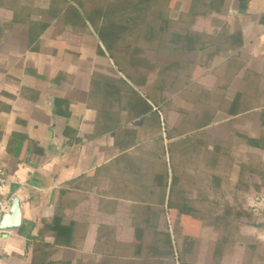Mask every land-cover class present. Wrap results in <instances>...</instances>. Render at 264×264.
Returning <instances> with one entry per match:
<instances>
[{"label":"crops","instance_id":"crops-1","mask_svg":"<svg viewBox=\"0 0 264 264\" xmlns=\"http://www.w3.org/2000/svg\"><path fill=\"white\" fill-rule=\"evenodd\" d=\"M199 4L170 0L165 7L174 27L181 25L180 13L195 8L199 14L194 20L187 15L185 25L201 34L190 38L194 47L180 62L174 44L166 67L156 54L157 38L142 36L133 61L121 54L118 64L94 26L54 15L65 0H0V168L8 197L22 205L21 227L3 235L0 264H31L34 240L44 234L54 242L42 227L56 215L63 225L84 224L73 232L86 234L80 248L56 245L55 259L124 264L134 211L156 207L167 173L168 185L172 172L197 170L191 158L210 138L230 133L224 124L234 118L229 110L248 85L246 74L254 91L245 104L264 102V0H244L243 7L224 0L205 15L208 5ZM31 21L48 24L33 46ZM243 117L232 127L259 138L261 108ZM178 141L182 149L170 152ZM172 153L181 155L174 167ZM148 219L162 230L168 216L152 210Z\"/></svg>","mask_w":264,"mask_h":264},{"label":"trees","instance_id":"trees-1","mask_svg":"<svg viewBox=\"0 0 264 264\" xmlns=\"http://www.w3.org/2000/svg\"><path fill=\"white\" fill-rule=\"evenodd\" d=\"M71 1L65 0L64 10L54 15L68 23L77 20L81 25L90 23L94 26L118 64L121 54L133 61L140 36L151 41L157 38L159 50L156 54H161L159 61L167 67L173 62L168 52H172L174 44L180 49L175 57L180 62L183 53L194 47V40L190 38L201 35L185 25L187 15L194 20L199 14L195 8L190 13L179 14L177 23H181L180 26L171 25L176 22L164 11L170 0ZM239 1L243 7L244 0ZM201 2L208 5L202 11L205 15L210 13L211 5L221 4L224 0H195L194 7ZM153 21L158 25L153 26ZM47 26L45 21L30 22V46L37 44ZM236 35H230L234 39L230 50L234 49ZM246 75L248 85L244 91L235 94L229 110L234 118L224 124L230 128V133L225 137L210 138L208 146L202 147L197 156L193 155L195 157L191 158L189 165L197 170L172 172L168 185L167 173L164 185L159 187L160 201L156 207L142 205L134 211L130 257L124 264H134V259L152 258L159 259L161 264H264V244L256 238L245 239L240 231V224L247 223L252 216L244 204L247 194L264 192V102L258 100L250 106L245 104L254 91L252 78ZM130 79L136 82L135 77ZM147 96L151 98L150 92ZM258 108L262 110L259 138L250 139L243 130L232 127L244 119L245 113ZM181 144L183 141L174 143L170 152L173 148L181 150ZM250 146L255 150L249 152ZM180 160V154L170 155L172 167L180 164ZM152 210L163 211L168 216L162 230L149 222ZM83 226L78 222L63 225L59 215L45 220L42 232L52 234L54 242H46L44 234L34 240L31 264H71L54 258L59 249L57 246L80 248L86 233L76 234L73 229H82ZM198 246L200 250H197ZM229 256L232 259L228 262Z\"/></svg>","mask_w":264,"mask_h":264},{"label":"rangeland","instance_id":"rangeland-1","mask_svg":"<svg viewBox=\"0 0 264 264\" xmlns=\"http://www.w3.org/2000/svg\"><path fill=\"white\" fill-rule=\"evenodd\" d=\"M244 204L249 208L252 216L247 223L240 224V231L244 234L245 239L256 238L264 244V192L247 194ZM231 259L232 257L229 256L227 261L229 262Z\"/></svg>","mask_w":264,"mask_h":264},{"label":"water","instance_id":"water-1","mask_svg":"<svg viewBox=\"0 0 264 264\" xmlns=\"http://www.w3.org/2000/svg\"><path fill=\"white\" fill-rule=\"evenodd\" d=\"M22 224V205L17 196L10 199V209L1 218L0 228L5 231L17 230Z\"/></svg>","mask_w":264,"mask_h":264},{"label":"built area","instance_id":"built-area-1","mask_svg":"<svg viewBox=\"0 0 264 264\" xmlns=\"http://www.w3.org/2000/svg\"><path fill=\"white\" fill-rule=\"evenodd\" d=\"M9 180L6 172L0 168V222L2 215L7 213L10 209V198L8 197ZM13 230L5 231L0 228V249L2 246V238L4 233L12 232Z\"/></svg>","mask_w":264,"mask_h":264}]
</instances>
